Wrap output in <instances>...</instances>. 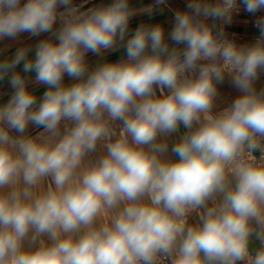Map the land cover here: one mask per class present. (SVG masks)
<instances>
[{
    "label": "clouds",
    "instance_id": "1",
    "mask_svg": "<svg viewBox=\"0 0 264 264\" xmlns=\"http://www.w3.org/2000/svg\"><path fill=\"white\" fill-rule=\"evenodd\" d=\"M5 40L0 264H264V0H0Z\"/></svg>",
    "mask_w": 264,
    "mask_h": 264
},
{
    "label": "crops",
    "instance_id": "2",
    "mask_svg": "<svg viewBox=\"0 0 264 264\" xmlns=\"http://www.w3.org/2000/svg\"><path fill=\"white\" fill-rule=\"evenodd\" d=\"M82 0H75V3H81ZM93 2H99V0H93ZM152 0H132V3L134 6L136 7H141V6H145L149 3H151ZM168 4L170 6V8L172 9H176V8H183L185 5V0H168ZM91 6V5H89ZM149 17L147 16H137L135 17L131 24L133 27H135L138 23L140 22H147L149 21ZM171 19V13L168 9H165L164 12L161 14L159 12H157L156 14H154V16L151 18L152 22H156V21H161L164 22L165 27L166 28H170V24L168 23V21ZM253 23H254V18L251 17L249 14L245 13V12H241L239 16L234 18V21L231 25H228L226 28V31L228 32V34L231 36L232 33H235V39L237 40V42L239 43H243V42H247L250 41L255 35H257V31L256 29L253 27ZM44 38L42 37H38V38H28L27 34H24V36L22 37V41L24 43H31V44H35V42L38 39ZM6 44H11L12 48L11 51L6 53V55H10L11 52H14L15 48L18 46L16 42L13 41H0V48L4 47V45ZM123 55V51H117L114 53H111L108 56L109 60L115 61L117 59H119L121 56ZM89 60L95 62L97 60V58L95 56H92L91 53H89ZM34 75V74H33ZM65 83H71V81L69 80V78L67 76H65ZM5 90H8L5 88ZM44 87L40 86L38 88V95H42L43 91H44ZM222 97H221V103L224 104L226 102H228L231 98L235 97L238 93L235 91V89H233L229 84H225L222 89Z\"/></svg>",
    "mask_w": 264,
    "mask_h": 264
}]
</instances>
